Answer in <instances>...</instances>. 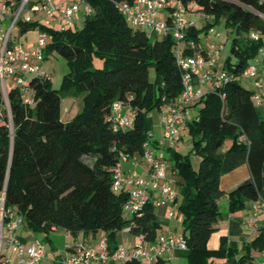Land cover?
I'll list each match as a JSON object with an SVG mask.
<instances>
[{
    "label": "trees",
    "instance_id": "16d2710c",
    "mask_svg": "<svg viewBox=\"0 0 264 264\" xmlns=\"http://www.w3.org/2000/svg\"><path fill=\"white\" fill-rule=\"evenodd\" d=\"M85 1L93 13L84 17L81 29L61 32L42 26L52 36L45 55L56 51L69 66L61 88L52 89L50 81L34 76L33 107L25 106L15 91L10 95L13 139L7 121L1 122L0 192L6 187L7 205L18 209L30 230L46 236L59 229L72 236L103 231L113 254L117 235L124 230L148 243L160 235L154 202L140 216L126 219L128 194H116L112 185L115 171L122 167L119 152L143 155L150 140L148 114L174 103L182 81L172 38L150 42L115 5L134 0ZM180 1L187 12L208 18L203 31L223 25L238 34L232 46L236 62L230 58L224 66L228 82L195 103L197 116L186 124L201 159L198 170L189 155L175 152L173 166L185 187L179 213L188 244L187 264H219L215 258H226L225 264H254L253 254L264 252V228L239 250L227 247L226 238L218 251L210 250L208 242L217 231L221 196H228L234 214L244 210L245 198L264 199V114L253 91L237 80L264 48V0ZM33 26L22 25L20 34ZM199 35L193 28L186 39L200 43ZM94 54L103 60L102 69L93 68ZM77 97L83 98L82 112L63 122L62 101ZM120 100L136 115L132 128L115 131L108 116ZM155 264L166 262L158 259Z\"/></svg>",
    "mask_w": 264,
    "mask_h": 264
},
{
    "label": "built area",
    "instance_id": "2783aa9c",
    "mask_svg": "<svg viewBox=\"0 0 264 264\" xmlns=\"http://www.w3.org/2000/svg\"><path fill=\"white\" fill-rule=\"evenodd\" d=\"M57 0H0V123L7 121L13 139V116L10 102L12 92L19 94L23 104L27 107L35 105V90L31 86V77H38L50 81V74L41 66L35 65V61L43 62L46 59L45 49L52 41L50 33L43 31L46 28L57 29L61 32L74 28V19L81 12L84 17L93 13L92 8L85 0H73L68 6L57 3ZM117 9L126 22L135 29H151L164 38H172L173 53L176 65L181 73L182 92L178 99L162 108L160 128L162 137L154 138L150 134V140L144 144L142 157L149 168V177L141 178L137 172L125 175L121 169L115 171L112 190L116 194H128V200L123 206L124 218L133 219L140 216L149 202L152 201V192L160 191L162 200L157 207L175 202L173 180L169 178V163L163 157L166 145L175 148L180 142V127L192 121L189 106L202 100L208 93L215 92L220 86L227 83L229 74L223 72L217 74L220 52L223 48L219 42L222 32L215 34V28L207 32L216 35L217 41L212 43L208 51L196 40H187V32L196 28L194 17L201 21L206 18L203 14H191L187 12L180 0H134L133 3L116 2ZM45 13V18L38 22L40 36L33 51L23 48L17 49L13 43V33L17 29L20 33L22 25L31 24L32 19L28 13ZM164 11L168 13L166 21H161L159 15ZM165 12V13H166ZM188 15V16H185ZM190 16V17H189ZM57 24L60 27L57 28ZM206 32V33H207ZM254 40L259 36L252 34ZM264 63V48L254 58L243 73V77L251 81L253 85V99L257 107L264 106V71L261 65ZM11 83V86L9 84ZM210 88L205 89L206 85ZM224 100V97H223ZM129 109L135 118L136 112L125 101H116L111 107L108 120L115 131L126 130L134 126L125 109ZM239 141H245L242 135ZM121 163L128 162L130 156L119 152ZM175 213L170 212L174 217ZM264 215V199L258 197L255 200L253 215L248 219V225L253 227L257 218ZM26 220L16 207L7 205L6 187L0 192V264H44L47 251L40 242L30 246H24L18 240V231ZM4 247L15 250V260L4 254ZM187 251L188 244L184 236L169 234L160 237L149 246L143 243L131 252L119 247L113 254L109 251L106 237L100 239L98 247L91 249L82 244L78 245V251L60 264H106L114 259L119 264L127 262L150 263L163 258L170 251ZM16 261V262H15Z\"/></svg>",
    "mask_w": 264,
    "mask_h": 264
},
{
    "label": "crops",
    "instance_id": "0c3cea01",
    "mask_svg": "<svg viewBox=\"0 0 264 264\" xmlns=\"http://www.w3.org/2000/svg\"><path fill=\"white\" fill-rule=\"evenodd\" d=\"M63 6H68L71 4V2H66L61 1ZM164 11L163 14L168 13ZM221 31L223 30V33L225 32L224 26L218 27ZM153 31V30H152ZM154 33H156L154 31ZM157 34V33H156ZM160 36V35H159ZM163 39V38H162ZM264 71V63L261 65ZM224 69V68H223ZM220 73V68L217 72V74ZM210 88V85H206L205 89ZM195 104V103H194ZM194 104H191L189 106V111L190 114L194 117L197 116V111L196 107H194ZM166 106V105H165ZM162 106L160 109H158L157 113H159V122H158V127L156 128L153 123L148 119V126L150 130V134L154 138H159L154 134V130H159L162 135V130L160 127V120L162 116ZM260 108H264L260 107ZM182 127H187L186 124L181 126ZM174 152L173 149H169ZM192 162V161H191ZM193 165V164H192ZM195 169V168H194ZM122 172L125 175H128L131 172H137V174L141 178H148L149 177V168L146 160L142 157V155L135 154L130 157L128 162H125L122 164L121 167ZM168 176L172 180L177 176V172L174 169V166H171L169 171H168ZM173 190L175 192V202L173 204H170L167 201L166 205H163L161 207H157L156 204L158 201L162 200L160 191L158 189L154 190L152 192V201L154 202L156 206V215H157V221L161 225V232L160 235L158 236V239L163 236H167L169 234H176L179 236H183V234H180L181 230H183L182 227V217L180 213L176 214L174 211V207H179V205L185 202V187L183 186L182 180L179 181L176 184L173 182ZM227 198L228 196L225 195ZM245 208L242 211H239L235 213V215H230L229 217H224L221 216L220 220H217V231L214 233L209 242H208V248L210 250H216L221 238H227L228 239V244L229 247L232 249H240L241 243H248L250 242L256 235V233L264 228V215H261L257 218L256 224L251 227L248 225V219L253 215V208L255 205V200L252 198H245ZM219 203V201H218ZM170 212H174L175 215L174 217L170 216ZM129 219V218H126ZM256 231V232H255ZM58 230L54 231L53 233H57ZM124 233H128L129 237L121 235L120 233L117 235V242H118V248L122 247L124 248L125 251L131 252L134 250V248L137 246L139 243H143L146 246H149L152 243L145 242L144 238L142 236H135L132 233L128 232L127 230L122 231ZM41 234L39 232H34L30 230L26 225H22L18 231V240L24 245V246H30L35 242H39L37 240V236ZM58 237H63L64 238V247L62 249L58 247H52L47 249V255L44 264H54V263H61L62 261L68 259L71 255H73L75 252L78 251V245L82 244L85 247L91 248V249H96L98 247L100 239L106 237V233L101 231L98 232L97 234H84V233H79L77 236H72L70 233L67 231L65 234H59ZM157 239V240H158ZM56 248V249H54ZM59 252L60 255H55V252ZM4 253L6 256L9 258L15 259V250L13 248H6L4 247ZM188 251H180V250H175V251H170L167 252L166 255L161 258L166 262V264H187V258H188ZM254 258L260 259V261L255 259V262H258L259 264H264V252H255L253 254ZM142 262V261H141ZM141 262H127L126 264H132V263H141ZM145 264H155L156 260L146 263ZM106 264H119L116 260L111 259L109 260ZM142 264V263H141Z\"/></svg>",
    "mask_w": 264,
    "mask_h": 264
},
{
    "label": "rangeland",
    "instance_id": "374dc122",
    "mask_svg": "<svg viewBox=\"0 0 264 264\" xmlns=\"http://www.w3.org/2000/svg\"><path fill=\"white\" fill-rule=\"evenodd\" d=\"M61 1L66 2H73V0H57V3H60ZM28 16L32 19V22L35 24L27 33L21 35L19 31L16 29L13 33V43L17 49L23 48L26 51H33L38 43V39L40 36V27L37 25L38 22H41L45 18V13L42 12L40 14H36L33 11H30L28 13ZM188 16V15H185ZM190 17V16H189ZM167 14H161L159 15V19L161 21H166ZM194 21L196 22V28L200 30V43L201 45L207 49L208 51L212 47V43L217 41L216 35L206 33L203 31L204 27V21H201L198 16L194 17ZM84 24V13L81 12L78 14L75 19H74V28L75 29H81ZM54 27V24L52 26ZM60 27V24H57V28ZM222 27V26H221ZM148 36L150 42H156L162 40V37L159 36L158 34L154 33L151 29H142ZM215 34L219 33V28L216 27L215 29ZM238 34L234 30L232 31H227L222 32L221 38L219 42H222L223 48L220 52L219 55V60L217 61V65L220 67V73L219 75L223 72V68L226 65L227 61L231 58L232 63L236 62L235 57L232 54V46L234 39L237 38ZM92 63H93V68L96 69H102L104 67V62L103 60L98 57L97 55H93L92 57ZM35 65L41 66L43 70L47 73L50 74L51 80H50V85L52 89H60L64 80V76L68 73L69 71V66L67 61L58 53V52H53L52 54H49L48 56L46 55V59L43 62L35 61ZM150 79L151 81H156V71L155 68L152 67L150 70ZM238 82L244 86L247 89L253 90V83L246 79L243 76H240L237 78ZM10 86L11 83L9 82ZM259 108V107H258ZM199 107L196 108V111H198ZM263 114H264V108H259ZM83 110V98L82 97H77V98H67L62 101V107H61V119L63 122H69L72 119H74L79 113H81ZM158 110H154L151 113L148 114V119L153 123V125L157 128L158 127V122H159V113H157ZM124 113L128 115V117L133 120V113L129 111V109H125ZM193 117V116H192ZM161 121V120H160ZM160 128V127H159ZM154 134L157 137H162L161 132L157 129L154 130ZM179 138L180 142L176 145L175 148H172L174 150L171 151L169 150V145L167 144L166 147L164 148L163 151V157L164 159L169 163L170 166L174 165V160H175V152L182 154L184 156L189 155L190 159L192 161L193 167L195 170H198L199 168V163H200V156L196 154V151H194V137L191 135L189 128L188 127H182L179 131ZM87 162L91 163L90 159H87ZM180 175L177 173V176L173 179L174 184H176L179 181H181ZM182 205H179V207ZM219 211H220V216L218 217V220H220L221 216L224 217H229L230 215H235L234 213L230 212V204H229V199L223 195L219 199ZM179 207H174V211L176 214L179 213ZM65 230L59 229L57 233L51 232L47 236L44 235L43 233L39 234L37 236V240L42 243L46 251L47 249L51 248L52 245L53 247H58L62 249L64 247V238L63 237H58L59 234H65ZM256 232V231H255ZM216 233V232H215ZM121 235L129 237L128 233L121 232ZM180 234H183V230H181ZM214 234V233H213ZM212 234V235H213ZM227 239V238H226ZM222 243V238L219 242V245L217 247V251L220 249ZM244 243H241V248H243ZM227 247H229L228 244V239H227ZM56 249V248H54ZM213 250V251H216ZM5 254V253H4ZM55 255H60L59 252H55ZM13 259V258H12ZM256 259V258H255ZM15 260V259H13ZM260 261V259H256ZM215 261L219 264H225L227 262V259H221V258H215ZM264 261V260H263ZM16 262V261H15ZM144 261H142V264ZM140 263V264H141ZM254 264H259L258 262H254Z\"/></svg>",
    "mask_w": 264,
    "mask_h": 264
}]
</instances>
